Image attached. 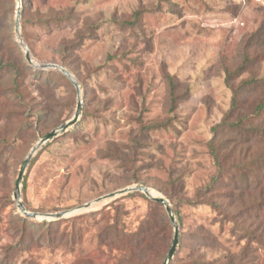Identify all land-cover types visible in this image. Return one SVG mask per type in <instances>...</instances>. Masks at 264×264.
Returning <instances> with one entry per match:
<instances>
[{
    "label": "rangeland",
    "instance_id": "1",
    "mask_svg": "<svg viewBox=\"0 0 264 264\" xmlns=\"http://www.w3.org/2000/svg\"><path fill=\"white\" fill-rule=\"evenodd\" d=\"M9 1L0 0V4ZM11 2L13 14L9 17L6 14L5 18L0 14V55H5L1 56L5 61L21 63L26 59L25 53L14 29L18 2ZM1 8L0 5V13ZM137 9H144L140 25L122 26ZM50 10L63 14L72 10L74 18L49 28L23 23L21 16V34L24 41V35L28 38V44L25 43L35 63L60 64L61 43L85 31L87 23L94 26L95 36L84 39L70 69L67 68L81 86L83 108L78 121L43 145L42 148L46 146L43 151L36 152L34 166L25 170L28 188L23 195L22 183L21 199L27 210L44 214L93 203L58 219L63 220L61 230H70L69 221L74 216L110 210L114 215L120 213L121 229L133 233L150 210L148 196L133 191L94 201L134 185L147 186L168 199L163 190L169 191L173 179L178 183L174 196L193 198L199 187L210 182L216 172L208 147L213 136L211 130L228 111L232 98L225 83V67L234 69L241 64L242 55L248 50L252 62L235 83L250 78L253 71L264 78V38L250 39L263 23L264 0H30L26 18ZM32 69L42 70L34 66ZM168 74L179 81L178 93L183 96L172 114ZM61 75L50 80L45 74L27 76L29 100H35L36 110L43 109L45 114L38 125L41 134L29 145L20 140L0 159V264H117L125 256L121 250L98 244V230L90 216L79 223L86 230L81 228L82 238L75 244L63 242L49 247L34 236V243L26 241L28 249L8 250L19 236L12 227L14 215L25 217L13 196L20 167L42 135L71 120L77 109L76 88ZM5 76H8L6 68L0 71V81H6ZM7 97H0V101L11 107ZM18 106L7 112L22 114L20 122L16 121L17 116L13 120L5 115L0 117V131L7 129L5 134L12 132L7 126H28L35 120L30 107L21 103ZM172 116L171 126L149 132L146 146L139 149L134 170L128 169L123 158L105 157L113 146L133 156L132 137L139 136L141 123L166 121ZM261 119L264 120V111ZM134 171L145 184L127 185ZM244 173L245 168H230L224 172V180L230 183ZM226 190L223 186L215 192L224 194ZM230 199V195L223 196L224 203ZM175 207L183 218L182 224L178 222L182 243L179 242L170 264H264V242L235 228L219 210L210 205L176 203ZM25 218L42 222L39 218ZM166 218L169 225L160 226ZM202 225L217 237L219 245L201 243L197 230L203 232ZM156 227L162 230L163 242L160 240L157 248L162 255L163 249L171 248L174 225L168 214H161Z\"/></svg>",
    "mask_w": 264,
    "mask_h": 264
},
{
    "label": "trees",
    "instance_id": "2",
    "mask_svg": "<svg viewBox=\"0 0 264 264\" xmlns=\"http://www.w3.org/2000/svg\"><path fill=\"white\" fill-rule=\"evenodd\" d=\"M29 3L30 0H23V23L31 22L50 28L53 25L70 21L74 18V12L72 10H68L64 14L59 10H50L46 13L38 12L36 16L29 19L26 18L28 16L27 12H29ZM0 5L2 6L0 13L3 15L2 18H5L6 14H8V17L13 14L14 10L11 0L7 4L2 3ZM143 12L144 9L135 10L131 17L123 22L122 26L138 27L142 20ZM116 21L120 22L117 19ZM87 24L85 31H81L74 39L64 40L61 43L60 64L65 68L70 69L74 62L73 57L76 51L84 44V39L95 36L94 26L92 23ZM24 36L27 38L26 35ZM258 36L264 38V20L260 28L251 35L250 39ZM26 38L25 42L28 44L29 41ZM3 55L2 53L0 55V71L6 68L8 70V76L3 77L7 79L6 81H0V97L7 95L8 101L12 103V106L8 107L7 102L0 101V108H2L0 117L1 115H5L9 117V120H13L17 116L16 121L20 120L22 114L13 115L12 112H7V110L18 109V104L21 103L25 107H30L33 110L31 115L35 114V120L28 121V126H25V124H17L14 128L7 126L6 128L10 132L12 131V135L11 133L5 134L7 129L0 131V159L8 148L16 146L20 143V140L24 141V145L25 143L29 145L37 140L38 135L41 134L38 125L44 121L43 116L45 114L43 113V109L36 110L38 104L35 100H29L30 89L26 82L27 76L32 73L45 74L48 80H50L52 76L60 77L59 75L62 74V78L70 81L63 73L55 69L33 70L26 59L21 63L15 62L12 59L5 61L1 57ZM242 56L244 61L234 69L225 67V83L231 89L232 98L230 107L224 114L222 120L212 127L211 131L213 136L208 143L210 156L216 166L215 174L211 177L209 183L196 190L193 198L174 196V194L176 195L178 193L176 179L170 180L169 191L164 189L163 192L167 194L168 199L173 204V210L179 224H182L183 218L181 212L175 207L176 203L191 206L210 205L219 210L224 219L233 223L235 228L242 229L244 232L247 231L249 237L252 239L264 242V120L261 119L264 111V78L257 77V73L253 71L250 78H244L236 84L235 79L247 72L252 62L250 51L247 50ZM166 79H168L169 112L172 114L178 108L183 96L178 93L179 81L169 74ZM172 119L173 116L166 121H155L150 124H145L140 121L142 123L139 136L132 137L131 146L134 149V155L131 156L130 154L122 153L120 148L118 149L113 146L111 152L105 157L123 158L125 159V165L129 167L128 169L131 171L134 170L139 149L146 146L144 142L149 132L151 130L168 128L172 124ZM29 129H32L31 133H29ZM45 147L41 148L37 154L43 151ZM36 156L33 157L28 166L29 171L36 162ZM233 167L245 168V173L241 178H234L230 183H227L224 180V172ZM27 183V176L25 175L23 177V195L26 194L28 188ZM133 183L145 184L135 171L132 173V178L128 180L127 185ZM223 186H226V192L224 194H217L215 192L216 189ZM140 194L148 198L145 194L141 192ZM227 195L231 197L230 202L224 203L223 196ZM148 200L150 210L139 228L133 233L121 229L120 213L115 212L116 214L114 215L113 213L111 214L110 210L92 211L90 214H81L72 217L69 221L71 223L70 230H61V222L63 220L34 222L28 221L20 214H15L14 217L16 218L12 220V227L19 236L17 243L10 245L8 250H17L21 247L28 249L29 245L26 244V241L29 240L32 243L36 240L38 242L44 240L49 247H55L63 242L75 244L82 238L83 233L81 232V228L85 227L86 230V226L80 227L79 223L90 216L98 230V244L101 246L108 245L111 248L121 250L125 253L124 257L118 259L117 264H162L170 247L168 246V249H163L164 252L162 255H159L157 248L163 242V238H161V227H156V223L158 218L161 217V214L167 216V213L162 203L153 201L150 198ZM9 201L11 202V199ZM115 209L117 210V207ZM163 223L169 225L167 218L162 219L160 226ZM200 228L203 232H199L198 230L197 232L202 244L208 241L206 244L219 245L220 241L217 240V237L212 232L203 225ZM34 236L36 240H34ZM179 242L181 244L182 239ZM85 263L93 264L92 262ZM77 264H81V262ZM202 264L212 263L205 262Z\"/></svg>",
    "mask_w": 264,
    "mask_h": 264
},
{
    "label": "water",
    "instance_id": "3",
    "mask_svg": "<svg viewBox=\"0 0 264 264\" xmlns=\"http://www.w3.org/2000/svg\"><path fill=\"white\" fill-rule=\"evenodd\" d=\"M18 4L16 7V13H15V24H14V29H15V34L17 37V41L19 42V44L22 46L24 53H25V58L27 60V62L36 67V68H41V69H56L59 70L60 72H62L71 82L72 84L75 86L76 91H77V109L76 112L73 116V118L63 124H61L60 126H58L57 128L53 129L52 131H50L49 133L43 135L39 141L31 148V150L29 151L28 155L26 156V158L24 159L17 179H16V184H15V191H14V200L17 202V207L19 209V211L21 213L24 214L25 217L27 218H39L42 222H46V221H52V220H58V219H62L66 216H70L71 214H74L76 212H78L79 210L83 209V208H89L93 203L89 202L87 204H84L83 206H80L78 208H76L75 210H65V211H61V212H57V213H52V214H44V213H37V212H31L29 210H27L25 204L23 203L22 199H21V185L23 183V177L25 174V170L26 168L29 166L31 160L33 159L34 155L36 154V152H38L43 145H45L47 142L51 141L53 138H55L56 136L60 135L61 133L67 131V129L76 124L78 121V118L82 112V108H83V99H82V94H81V86L79 84V82L76 80V78L71 74V72L65 68L63 65L58 64V63H47V64H38L35 63V61L32 58L30 49L28 48L27 44L25 43V41L23 40L22 34H21V28H20V20H21V16H22V0H17ZM133 191H140L143 192L146 196H148L149 198H151L152 200L161 202L164 204L167 214L171 220V222L174 225V236H173V242L171 245V248L169 249L167 256L163 262V264H170L171 260L173 259L175 252L177 250L178 244H179V224L177 221V217L176 214L174 212V210L172 209V206L169 202V200L167 198H165L162 195H159L157 193H152V189L144 186V185H134V186H127L123 189L111 192L109 194H106L104 196L99 197L98 199H96L94 202H98V201H102L105 199H110V198H114L118 195H122V194H127Z\"/></svg>",
    "mask_w": 264,
    "mask_h": 264
},
{
    "label": "bare ground",
    "instance_id": "4",
    "mask_svg": "<svg viewBox=\"0 0 264 264\" xmlns=\"http://www.w3.org/2000/svg\"><path fill=\"white\" fill-rule=\"evenodd\" d=\"M152 193H153V191H152ZM154 194V193H153Z\"/></svg>",
    "mask_w": 264,
    "mask_h": 264
}]
</instances>
